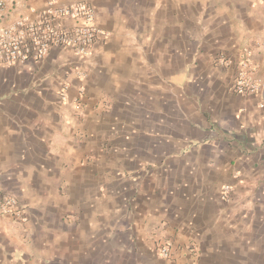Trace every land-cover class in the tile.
<instances>
[{"label":"crops","instance_id":"crops-1","mask_svg":"<svg viewBox=\"0 0 264 264\" xmlns=\"http://www.w3.org/2000/svg\"><path fill=\"white\" fill-rule=\"evenodd\" d=\"M0 1L8 23L48 0ZM86 1L88 57L0 68L26 217L0 215V264H264V99L229 89L247 50L264 87V0Z\"/></svg>","mask_w":264,"mask_h":264},{"label":"built area","instance_id":"built-area-1","mask_svg":"<svg viewBox=\"0 0 264 264\" xmlns=\"http://www.w3.org/2000/svg\"><path fill=\"white\" fill-rule=\"evenodd\" d=\"M6 9L7 5L0 1V12ZM0 16V68L19 63L39 65L55 49L68 50L77 58L85 59L94 45L108 39V34L96 24L95 7L86 0H75L70 4L48 0L42 9H28V13L16 16L8 23L2 21L3 15ZM245 54L246 57L236 65L229 89L239 96L264 99L263 85L252 77L254 67L249 60L250 51ZM64 91L65 87H62ZM229 191L228 186L221 189L223 199L227 198ZM0 215L11 216L18 222L26 221L25 208L14 196L6 193H0ZM157 250L160 256L170 257L167 244Z\"/></svg>","mask_w":264,"mask_h":264}]
</instances>
